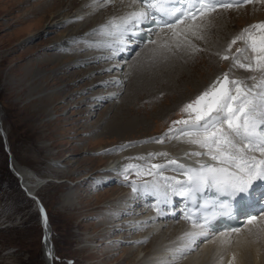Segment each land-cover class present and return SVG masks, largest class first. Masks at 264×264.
<instances>
[{"label": "rangeland", "instance_id": "obj_1", "mask_svg": "<svg viewBox=\"0 0 264 264\" xmlns=\"http://www.w3.org/2000/svg\"><path fill=\"white\" fill-rule=\"evenodd\" d=\"M46 2L50 1L0 0V114L3 128L8 133L13 160L48 182L39 190L38 196L52 225L56 249L54 264H137L138 261L133 259L140 253L128 256L127 250L130 248L127 246L128 241L133 236L130 235L125 240L119 239L114 245H107L111 236L118 238V232L107 234L108 231L102 226L115 216L118 217L121 206L132 202L128 200L127 194L129 190H133L132 182L138 183L151 175L146 174L147 171L137 164L136 168L128 169L127 180L125 174L121 175L127 165L119 172L113 170L107 174L101 173L126 151L125 148L133 150L136 144L146 138L170 141L173 132L183 126L175 123L176 121L187 119L191 123L189 113L182 111L184 106L193 102L211 85L194 95L188 94L189 99L180 104L173 102V97L167 93H156V97L152 99L143 94L136 97L135 101H127L123 107L125 116L119 108L125 94L106 103L99 110L101 102L96 103L95 100L78 110L77 104L86 97L82 93L87 90L89 81L84 82L86 85L76 86L71 78V70L59 73L62 63L50 66L45 63L52 55L59 54L58 51L49 49L52 42L68 28L47 29L46 21L39 12ZM29 3L34 6L27 5ZM227 14L240 19L243 27L248 18L258 21L260 17L255 16H264V2L244 10H229ZM34 36L36 38L32 42H27ZM237 49H240L238 43L233 48L234 55H240ZM138 53L140 49L131 55L130 61ZM72 54H67L63 61L65 65H69ZM224 62L226 65L219 67L221 73L231 69L232 63L227 64V59ZM105 63L102 61L93 65ZM140 68L145 69V66ZM37 74L47 76L46 81L52 83L48 86L50 91L65 89L68 85L72 87L53 101L41 103L38 100L41 92L30 89ZM99 87L94 92H99L102 97L111 89ZM186 92L189 93L188 90ZM68 97L74 98L62 104L56 114L49 116L45 113L53 106L65 102ZM110 105L114 106L115 111L106 119L104 116L114 110L109 111ZM118 111L122 116L116 117ZM192 116L194 117V113ZM105 119L103 125L99 124ZM125 120H137L140 123L124 130L114 128L118 122ZM101 148H105L107 153H98ZM151 171L155 172L154 169ZM137 172L141 174L137 175ZM120 199H125L126 202L119 205ZM128 203L127 206L130 205ZM142 234L138 232L134 236ZM150 243L151 240L147 242ZM141 263L145 264L144 261ZM0 264H47L43 255L40 213L35 200L27 195L20 179L11 171L2 136Z\"/></svg>", "mask_w": 264, "mask_h": 264}, {"label": "bare ground", "instance_id": "obj_2", "mask_svg": "<svg viewBox=\"0 0 264 264\" xmlns=\"http://www.w3.org/2000/svg\"><path fill=\"white\" fill-rule=\"evenodd\" d=\"M30 1L32 2V0ZM47 1L50 2H46L39 9L41 16H43V19H45L44 21H46L45 24L47 29L59 30L66 27L68 28L52 42L51 48H48L49 50L58 51L59 54L52 55L45 63L48 66L62 63L59 73L61 74L66 70H71L73 72L71 78L76 86H80L85 84L84 82L89 81L86 87L87 90L82 93L88 98L85 97L77 104L76 108L78 110L87 107L92 100H95L96 103L101 102L98 106L99 110V108L104 107L106 103L120 97L121 94H125L126 96L120 104L121 107H119L122 109L123 116H125L123 107L128 103L127 101H135L136 97L143 94L149 95L152 99L156 97V93H167L171 98L173 97V102L180 104L189 99V95H194L202 89H207L209 85L216 83L218 79L222 82L225 73H229V80H244L248 86L253 84V81L248 79L251 75H257L259 79V74L251 73L238 66L235 68L233 67L232 57L235 56L233 54V48L237 43L240 44V49L245 48L246 45L243 41L239 40L236 44H232L231 42L242 33L244 28L252 24L264 22V16H255L256 18L260 17L258 21H253L252 17L248 18L247 24L241 27L240 19L231 17L227 14V11L252 8L257 5V3H261V0L243 8L222 9L211 14V23L203 33L205 38L203 40L193 41V43L202 49L201 51L194 54L184 48L179 50L173 48L172 51H168L164 45L166 42L169 44L172 43V35L168 30H164L158 36L155 35L154 40L156 42L154 44L150 43L143 45L140 49V53H138L133 61H130V56L133 55V52L138 48L137 46L131 48L129 45L127 51H123L119 55L107 59L106 57L109 56L110 49L100 46L106 38L96 34L97 30L113 16H118L133 10L128 7V0H124L123 3L121 0H114L113 3L101 4L95 11L85 7L90 0ZM30 4L32 3L27 5ZM33 6L32 4V7ZM219 14L220 17L217 18ZM202 19L205 23H208L207 16L198 18L193 23L200 22ZM185 24L186 23L177 27L181 28ZM35 38L36 36L30 38L27 42H32ZM229 45H231V48H229ZM69 53H73V56L69 57V65H65L63 61H65ZM250 54V50L245 53H240L241 62L246 63V61L243 60V56ZM224 56L229 57L227 59V64L231 62L232 65L229 71L221 73L219 67L226 65L223 59ZM102 61L106 63L100 66L93 65L94 63ZM143 65L145 69L140 68ZM111 72L112 74H109ZM113 72H116V74H113ZM30 74L33 75V72ZM37 75L33 79V84H31L32 88L30 89L34 92H41V96L38 99L41 103L53 101L56 97L60 96V94H65L66 91L72 87L68 85L65 89L50 91L48 86L52 83L46 81L47 76ZM104 75L106 76L103 77ZM33 76H35V74ZM99 86L111 87V89L108 90L106 96L102 97L99 92H94L96 90L98 91ZM124 90L125 92L127 90V92L124 93ZM187 90L189 93L186 92ZM253 91H259V89H253ZM92 92L93 94H91ZM98 94L100 96H98ZM73 98L74 97H68L65 102L53 106L45 113L49 116L53 113L56 114V110L60 108L62 104L69 102ZM111 109H114V106L111 107L110 105L109 111H111ZM114 111L115 109L112 113L106 114L104 117H106V119L109 118ZM160 111L161 109H159L158 113H160ZM120 112L118 111V113L115 114L116 117L121 115ZM106 119L104 121L102 120L99 124L102 123L103 125ZM137 123L140 122H137V120L136 122L133 120H125L118 122L114 128L124 130L125 128L136 126ZM185 127L186 126L183 125L173 132V138L170 141L163 142L165 141L163 139L159 140L162 142H157V140L151 138L147 140L146 138V140L136 144L133 150L125 148L126 151L115 158L101 174L110 173L115 169L119 171L128 163H135V165L141 166L145 171L152 170L151 165L153 164H163L167 165L166 168L159 170L154 169L155 176L148 179V182H151L150 180H156L163 184L164 177H175L183 181V178L175 174L179 169H177L175 165L167 164L169 159H175L178 163L184 164L186 167H198L197 161L203 163L209 160L206 156L196 157L191 155L192 152L204 150L201 149L199 145L187 142L189 138L182 135L180 131ZM1 131L6 133L7 140H9L8 133L3 128L0 114V132ZM0 136H2L1 133ZM99 152H102V154L107 153L105 148L99 149L98 153ZM160 153H167L168 155L161 156L159 155ZM256 155L259 157L260 154L256 153ZM12 163L13 169L17 172L23 187L30 195L38 196L39 190L47 181L39 178L30 169L16 164L14 160ZM157 173H162V176ZM127 194L128 200L132 202L130 201L131 203H128L125 199H120L121 201L118 200L119 205L121 202H126V206H121L118 211V217L115 216V218L108 220L102 227L105 228V231H108L107 234L113 235L118 232V238L114 239L111 236L109 242L106 243L107 245H114L119 239L125 240L128 236H133L132 239L128 241V245L127 243L124 244L130 247L127 249L129 252L128 256H134L135 253H140L139 256L137 255L134 257L135 259H133L138 261L137 264H140L141 261H144L145 264H169V262L170 264H264V211L257 220L247 223L246 227L238 232L216 235L212 238H198L192 250L186 252L183 249V245L187 243L185 233L191 232L194 225L189 226L178 219L174 221L161 220V215H158L157 212L152 210L151 202H145L143 200V202H141L139 199L140 195H138L139 197L131 198L130 192ZM127 203L130 205L127 206ZM138 232L141 234L143 232V234L134 236ZM52 236L51 232V240H49L48 233V238L46 237L43 243V255L47 264H49V258L51 257L50 244L52 243L54 246ZM124 240L123 242H125ZM149 240H151V243L147 244ZM174 252L176 256L175 259H173ZM55 255L56 249L54 260Z\"/></svg>", "mask_w": 264, "mask_h": 264}, {"label": "snow or ice", "instance_id": "obj_3", "mask_svg": "<svg viewBox=\"0 0 264 264\" xmlns=\"http://www.w3.org/2000/svg\"><path fill=\"white\" fill-rule=\"evenodd\" d=\"M113 2L114 0H90L85 7L95 11L101 4ZM251 2L252 0H128V7L133 10L113 16L96 34L106 38L100 46L110 49L106 58L111 59L137 42L135 38L145 32L141 25L155 23V31L152 28L146 30L150 43L156 42L151 39L153 34L158 36L167 29L172 35V43L166 42L164 45L168 51L184 48L194 54L202 49L193 41L205 38L203 33L211 23V14L220 8L228 10ZM197 16H207L208 23L203 19L193 23ZM181 21L187 23L178 28ZM238 40L243 41L246 47L237 49V52L245 53L250 50L251 54L243 56L246 63L241 62L240 55L233 56V67L238 66L259 74V79L257 75H251L248 79L253 84L248 86L244 80H229V73H225L222 82L218 79L193 102L184 106L182 111L189 113L191 123L187 119L175 122L186 126L180 131L189 138L188 143L199 145L204 150L192 152L191 155L206 156L209 160L203 163L197 161L198 167H186L175 159H169L167 164L175 165L187 177L183 181L175 177H164L163 184L145 181L137 186L132 182L134 192L143 189L145 195L157 197L155 208L158 215L164 214L160 205L170 204L172 196L184 197L196 203L197 194L205 190H215L220 196L227 197L228 199L219 202V214L231 215L234 205L250 201L253 195L258 194L257 189H264V22L244 28L231 43L236 44ZM253 89L259 91L254 92ZM256 153L260 154L259 157ZM166 166L153 164L151 169L159 170ZM136 167L132 164L125 167V180L128 178V169ZM140 174L137 172V175ZM146 174L153 173L148 170ZM157 174L162 176V173ZM185 218L191 220L192 214L188 213ZM202 220L203 224H194V227L200 229L199 233H185L187 243L183 245L184 251H191L198 238L207 237L212 231V220L207 216L202 217ZM254 220L255 216L250 217L248 223ZM175 258L174 252L173 259Z\"/></svg>", "mask_w": 264, "mask_h": 264}, {"label": "water", "instance_id": "obj_4", "mask_svg": "<svg viewBox=\"0 0 264 264\" xmlns=\"http://www.w3.org/2000/svg\"><path fill=\"white\" fill-rule=\"evenodd\" d=\"M0 133L3 136V142H4V145H5V150L7 151L8 155H9L11 171L13 172V174H15L19 178L17 172L13 169V164H12L13 153L10 150L9 142L7 140V135H6V133L4 131H1ZM20 182H21V180H20ZM21 186L26 191V193L30 197L34 198L35 201H36V206H37V209H38V211L40 213V223H41L42 228H43V243H44L46 237L48 238V233H49V238H50L49 240H51L52 225H51L47 210H46L45 206L43 205V202H42L41 198L39 196H37V195H30L28 193V191L23 187L22 184H21ZM50 248H51V252H50L51 257L49 258V260H50L49 264H54L53 260H54L55 248H54L52 243L50 244Z\"/></svg>", "mask_w": 264, "mask_h": 264}]
</instances>
